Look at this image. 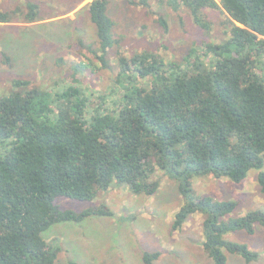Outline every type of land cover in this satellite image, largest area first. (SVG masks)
Segmentation results:
<instances>
[{
    "label": "trees",
    "instance_id": "1",
    "mask_svg": "<svg viewBox=\"0 0 264 264\" xmlns=\"http://www.w3.org/2000/svg\"><path fill=\"white\" fill-rule=\"evenodd\" d=\"M160 2L174 11L185 7L205 31L212 28L208 11H221L227 39L197 46L182 63L156 52L119 51L115 87L97 105L78 79L58 94L16 80L0 98V264H57L60 250L46 241V231L114 215L106 205L61 210L57 197L93 201L113 183L153 196L158 171L178 184L183 200L174 231L201 214L203 247L215 264H227L226 253L248 263L258 259L248 245L226 236L253 235L256 224L264 228V211L235 216L239 202L196 196L193 181L213 176L240 184L255 169L264 193V0ZM132 3L151 9L149 0ZM108 5L93 0L87 6L103 67L116 45ZM27 8H0V25L42 20L39 5ZM159 23L168 29L163 17ZM159 257L147 253L145 262Z\"/></svg>",
    "mask_w": 264,
    "mask_h": 264
},
{
    "label": "rangeland",
    "instance_id": "2",
    "mask_svg": "<svg viewBox=\"0 0 264 264\" xmlns=\"http://www.w3.org/2000/svg\"><path fill=\"white\" fill-rule=\"evenodd\" d=\"M93 0H0V8L28 12L29 4L40 6L41 21L25 23L20 19L0 25V98L14 89V81L27 80L43 91L63 93L78 79L91 104L108 96L118 74L117 53L133 56L143 51L156 52L168 62L182 63L197 46L227 39L226 16L209 10L212 28L205 31L193 21L189 10L174 11L160 0H149L151 9L133 4L134 0H108V15L116 45L109 49L108 67L97 56L99 41L87 6ZM138 1V0H135ZM163 17L165 30L159 23ZM142 85V84H139ZM66 103V102H65ZM64 104V103H63ZM258 170L237 184L213 176L195 178L196 196L239 202L235 216L264 211V193L258 183ZM160 184L153 196L133 194L126 185L113 183L101 190L93 201L57 197L61 210L82 213L106 205L114 215H92L82 222L53 225L43 236L60 250L57 264H146L147 253H160L153 264H215L204 250L201 214L192 216L180 231L173 230L175 216L183 200L178 184L158 171ZM226 239L242 243L258 253L248 263L238 255L227 254V264H264V228L255 225V233H229Z\"/></svg>",
    "mask_w": 264,
    "mask_h": 264
}]
</instances>
